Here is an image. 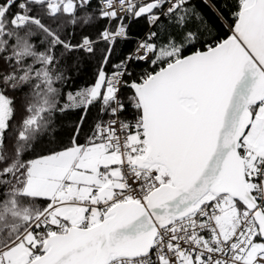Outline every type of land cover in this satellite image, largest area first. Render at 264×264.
<instances>
[{"label": "snow or ice", "instance_id": "6c2138e0", "mask_svg": "<svg viewBox=\"0 0 264 264\" xmlns=\"http://www.w3.org/2000/svg\"><path fill=\"white\" fill-rule=\"evenodd\" d=\"M0 264H264V0H0Z\"/></svg>", "mask_w": 264, "mask_h": 264}]
</instances>
